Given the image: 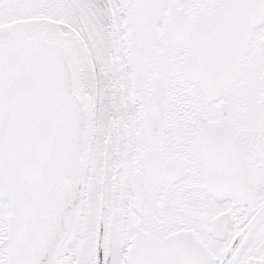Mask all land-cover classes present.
Masks as SVG:
<instances>
[{
  "label": "snow or ice",
  "instance_id": "snow-or-ice-1",
  "mask_svg": "<svg viewBox=\"0 0 264 264\" xmlns=\"http://www.w3.org/2000/svg\"><path fill=\"white\" fill-rule=\"evenodd\" d=\"M0 264H264V0H0Z\"/></svg>",
  "mask_w": 264,
  "mask_h": 264
}]
</instances>
